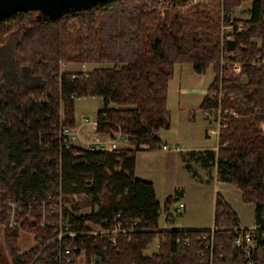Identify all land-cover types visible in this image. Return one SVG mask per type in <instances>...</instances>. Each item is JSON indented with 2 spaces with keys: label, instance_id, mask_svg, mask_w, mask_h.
Masks as SVG:
<instances>
[{
  "label": "trees",
  "instance_id": "16d2710c",
  "mask_svg": "<svg viewBox=\"0 0 264 264\" xmlns=\"http://www.w3.org/2000/svg\"><path fill=\"white\" fill-rule=\"evenodd\" d=\"M188 1L164 7L155 0L151 6L147 0H107L54 18L18 12L0 20V45L24 28L11 47V74L0 67V200L59 192L68 204L64 219L71 231L112 227L116 217L123 226L135 222L137 229L114 242L91 234L66 236L63 244L76 251L61 264H264V65L252 64L264 58V0ZM244 2L250 4L249 17L230 19ZM223 21L241 23L230 40H221ZM222 58L239 64V73L222 66ZM63 63L111 67L71 73L61 71ZM176 64H190L199 75L213 72L200 109L218 107L209 99L215 93L222 110L235 113L219 130L216 153L197 152L195 159L204 167L215 162L219 179L253 207L257 229L248 252L229 234L240 223L221 195L213 213V226L220 229L203 242L205 230H158L154 186L135 176L136 154L155 150L161 145L158 132L169 128L167 87ZM85 97L102 100L96 133L119 134L127 148L91 151L55 137L61 127L75 129L74 103ZM175 201L168 196L166 205ZM85 208L90 212L80 214ZM5 219L0 213L11 264H56L59 243L42 241L59 229L58 213L48 214L45 226L35 222L25 230L8 227ZM21 232L33 236L26 251L19 247ZM155 239L156 253L144 255Z\"/></svg>",
  "mask_w": 264,
  "mask_h": 264
},
{
  "label": "rangeland",
  "instance_id": "374dc122",
  "mask_svg": "<svg viewBox=\"0 0 264 264\" xmlns=\"http://www.w3.org/2000/svg\"><path fill=\"white\" fill-rule=\"evenodd\" d=\"M249 9L250 5L248 2L242 3L240 7L234 10L230 19H247L249 17ZM235 24L236 26H241V23L238 21H235ZM23 29L12 31L8 35L7 40L0 45V51L2 50L0 52V67L6 73L11 74L14 68L11 47L15 44V39L20 37ZM229 32L230 29H223L221 23V40L232 39V36L228 35ZM66 65L63 67L64 71L73 72H89L97 68L111 67V64L108 63H67ZM239 71L240 68L238 67L234 70V73L238 74ZM213 77L214 74L211 70H208L202 76H198L193 72L190 64H176L174 66L173 76L168 82L167 87V107L170 113V127L169 129H162L159 133L162 143L165 142L169 149L163 150L161 144L153 151L142 152L138 155V175L145 180L153 182L157 200L161 207V225L165 213V200L169 195L175 197L176 194L174 192L178 188H183L184 190V196L179 201L183 202L185 207L181 208L180 212H176L179 204L174 203L171 207L172 216L176 223L175 226L209 227L212 224L217 189L237 212L241 221L244 224H252V206L243 204L240 198V191L237 188L228 183H223L217 188L216 184L212 181L213 174H211V179L210 177L209 179L205 177L208 181H199L197 175L193 176L192 171L190 172V170L184 167V164L178 158L180 153L173 151L171 148V146L177 143L182 148L188 146L210 147L216 141V136L214 135H212L211 139L205 138L206 117L204 116V112L199 108L203 93L211 83ZM240 81L244 83L245 79L241 78ZM101 102V98L97 97L80 98L74 103V112L79 118L86 116L92 120L96 118L97 111L102 107ZM191 166L193 170L197 169L192 162ZM165 215L166 217L169 216L166 213ZM157 243V239L153 240L146 250V256L152 254V250L156 247ZM32 245L33 236L30 233L21 232L19 240L20 249L26 251ZM0 264H11L4 247L2 225H0Z\"/></svg>",
  "mask_w": 264,
  "mask_h": 264
},
{
  "label": "built area",
  "instance_id": "2783aa9c",
  "mask_svg": "<svg viewBox=\"0 0 264 264\" xmlns=\"http://www.w3.org/2000/svg\"><path fill=\"white\" fill-rule=\"evenodd\" d=\"M149 3V6L152 5L153 0H147ZM159 6L164 7H170L172 5H175L176 7H181V2H176V0H155ZM197 0H189L188 5L195 2ZM206 3L209 2V0H205ZM187 3L184 5V7L188 6ZM235 24L230 22H222V28L223 29H230L229 36H232V30ZM238 29H240L241 26H236ZM253 65L257 66H263L264 65V58L256 57L253 62ZM221 65L225 67H230L234 71L239 67V64L235 62H228L221 59ZM209 99L211 101L218 102V107L215 109H206L204 110V115L206 117H212L216 122L218 126L217 133H219V130L221 128L226 127L227 125V118L229 116H234L235 113L232 110L225 109L222 110L220 104V98L216 97L215 93H212L209 96ZM85 123H89L94 130L98 127V119H89L84 118ZM212 133V131H211ZM55 137L60 139H63L64 145L72 144L73 140L76 138V133L73 129H69L67 127H61L57 130H55ZM117 144L114 140H110L109 142L104 141H97V142H90L88 143L86 149L87 150H99V151H110L117 149ZM161 148L163 150H168L169 148L166 145H162ZM177 149V148H172ZM179 209L183 208V204L179 203ZM178 209V210H179ZM68 210V204L64 203L62 200V194L57 192L56 197L54 194H46L42 198H37L35 196L31 197H7L4 200H0V213H4L6 216L5 224L10 227H22L23 230L28 229L29 226L35 222L39 224V226H45L46 225V217L48 214L58 213L60 217V225L59 229L53 233V235L50 238H45V240L42 241L43 246H47L50 243L58 242L59 243V251L54 258V262L56 264L66 263L73 260V257L71 254L73 251H76V247H70L68 245L63 244V239L66 236H72V235H84V234H91V235H97L100 238H104L106 240H109L111 242H114L118 234H123L127 236L129 232H132L134 230H137L135 228V222L132 225H126L123 226L119 221L118 217L114 218L112 220V227L107 228H97L94 227L90 229L88 232H82V231H71L69 229V226L64 219V211ZM33 213H36L37 216L35 217ZM19 215H24L26 220H23L22 218H18ZM220 228L217 227H210L206 229L205 231L201 232L199 238L203 242H207V240L212 241V238L214 237L216 231H218ZM257 229V227H242V226H235L231 230L229 234H232L234 237V244L237 247H243L245 248L246 252H248L250 247L253 244V231ZM126 241L129 240V238H125ZM180 237H176L175 242H180ZM185 244H188V239H184L183 241ZM208 244L206 243L204 245L205 248H208ZM81 256L78 259L79 262H81ZM82 264V263H80Z\"/></svg>",
  "mask_w": 264,
  "mask_h": 264
},
{
  "label": "crops",
  "instance_id": "0c3cea01",
  "mask_svg": "<svg viewBox=\"0 0 264 264\" xmlns=\"http://www.w3.org/2000/svg\"><path fill=\"white\" fill-rule=\"evenodd\" d=\"M8 35H7V37H8ZM7 37H6V40H7ZM19 38L20 37L16 38L15 41H17ZM64 66H67L66 63L61 64V71H64V69H63ZM67 72L77 73V72H73V71H67ZM197 75L198 76H202V75H199V74H197ZM206 90L203 93V97L201 99L200 105H201L202 100H203V98H204V96L206 94ZM183 91H184V89H183ZM91 98H93V97H91ZM94 98H96V97H94ZM78 99H80V98H77L76 100H78ZM200 105H199V108H200ZM101 109H102V107L99 110H101ZM202 111H204V110H202ZM96 115H97V113H96ZM84 118H87V117L86 116H83V117L79 118L78 116H76V113H75L76 127L73 130L76 133V138H75V140H73V142H71L74 146H77V147L86 149L88 143H90V142H97V141L109 142L110 140L111 141L114 140L116 142L118 148H127L128 147L127 142L125 140H123L120 137L119 134H115L114 137H110V136L105 135V134H98V133H96V130H94L89 123H85L84 122ZM205 121H206V127L204 129V136H205V138L206 139H211L212 135L216 136V141L214 142V144L212 146H210V147H207V146L206 147H189L188 146V147L182 148V147H179L178 146V143H177V144H174L173 146H171V148H174V147L177 148V149H172V150L180 153V155L178 156V158L181 160V162L184 164V167L187 170H190V172L192 171V175L193 176L197 175L199 181H201V180L208 181L207 179H209V177L211 179V176H212L211 174H213V180L212 181L216 184L217 188H219V186H221V184H223L225 182L221 181L219 179L218 175H217L216 163L214 162V163H211V165H209L208 167H204V166H202L200 164V162L198 160L195 159L196 158V155L195 154L197 152H213L215 154L216 151H217V148H218V133H217L218 126H217V122L211 116L210 117H206L205 118ZM169 127H170V125H169ZM160 131L158 132V136H159V138L161 140V144L162 145H166L165 142L162 143V139H161V137L159 135ZM211 131H212V133H211ZM142 152H149V151H140V152H138L136 154V160H135V176L137 178H139V179L145 180V179L139 177L138 171H137V168H138V163H137L138 155L140 153H142ZM191 162L194 163V165L197 167V169L193 170V167L191 166ZM205 177L207 179H205ZM146 181H148V180H146ZM149 182H151L153 184L152 181H149ZM174 193L176 194V196H175V198H176L175 204L182 203L183 204V208H184L185 207L184 203L181 202V201H179L180 198H182L184 196V190H183V188H178L177 190H175ZM217 194H219V195H221L223 197V195L221 193H219L218 189H217L216 195ZM216 195H215V197H216ZM169 196H172V195H169ZM240 198H241V195H240ZM223 199L232 208V206L228 203V201L224 197H223ZM214 203H215V200H214ZM164 205H165L164 206V210H165L164 212L167 215H169V216L166 217V215L164 213L163 219H162L163 222H162V225H161L160 224L161 207H160L159 217H158V230H160V231H167V230H206V229H208V228H210V227L213 226V219H212V224L209 227H202L201 228V227H184V226H180L179 227V226H175L176 223H175V220H174V218L172 216V210H171V207L173 206V204L166 205V200H165V204ZM247 205H249V204H247ZM159 206H160V203H159ZM178 209H176V212H180V209L179 210ZM252 209H253V207H252ZM88 210L90 211V208H85V209L81 210L80 213L81 214H87V213H89V212H86ZM232 210L235 212V214H236V216H237V218L239 220V223H240V225L242 227L249 228V227H255L256 226L255 220H254V212H253V221H252V224L248 225V224H244L241 221V219L239 218V215L237 214V212L233 208H232ZM213 213H214V208H213ZM157 248H158V243H157L156 247L153 248L152 254L156 253ZM144 253H145L144 255H147L146 250L144 251ZM152 254H149L148 256H150Z\"/></svg>",
  "mask_w": 264,
  "mask_h": 264
},
{
  "label": "water",
  "instance_id": "95a60500",
  "mask_svg": "<svg viewBox=\"0 0 264 264\" xmlns=\"http://www.w3.org/2000/svg\"><path fill=\"white\" fill-rule=\"evenodd\" d=\"M107 0H0V20L18 12H35L40 18H54L97 6Z\"/></svg>",
  "mask_w": 264,
  "mask_h": 264
}]
</instances>
